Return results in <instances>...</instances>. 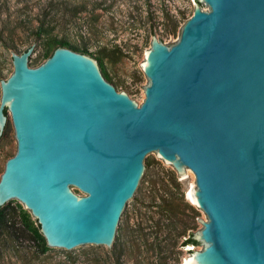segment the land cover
I'll list each match as a JSON object with an SVG mask.
<instances>
[{
  "label": "water",
  "instance_id": "obj_1",
  "mask_svg": "<svg viewBox=\"0 0 264 264\" xmlns=\"http://www.w3.org/2000/svg\"><path fill=\"white\" fill-rule=\"evenodd\" d=\"M193 4L174 42L149 23L141 104L85 53L57 45L31 67L36 37L9 50L0 137L8 110L16 150L0 174V207L17 199L47 246L111 248L154 152L178 178L193 172L186 198L207 219L188 231L202 248L186 249L181 264H264V0Z\"/></svg>",
  "mask_w": 264,
  "mask_h": 264
},
{
  "label": "rangeland",
  "instance_id": "obj_2",
  "mask_svg": "<svg viewBox=\"0 0 264 264\" xmlns=\"http://www.w3.org/2000/svg\"><path fill=\"white\" fill-rule=\"evenodd\" d=\"M199 6L207 10L204 3ZM193 7V0H0V78L7 79L13 71L11 54L31 46L35 37L28 60L31 67L44 62L59 41H66L65 47L86 49L85 54L100 63L106 79L141 104L140 85L146 84V77L138 63L150 48L149 23L157 39L165 44L172 37L170 42H174ZM6 114L0 137V174L16 150L8 110ZM144 164L111 248L86 244L70 250L50 246L43 250L26 230H19L22 210L36 226L34 217L17 199H11L1 206L8 221L0 228V264H181L190 255L186 249L201 250L202 245L179 244L188 231L202 227L197 218L207 220L186 198L190 183L195 187V176L186 168V176L178 178L176 170L154 152L145 156ZM154 197L160 206L147 211L145 206Z\"/></svg>",
  "mask_w": 264,
  "mask_h": 264
},
{
  "label": "trees",
  "instance_id": "obj_3",
  "mask_svg": "<svg viewBox=\"0 0 264 264\" xmlns=\"http://www.w3.org/2000/svg\"><path fill=\"white\" fill-rule=\"evenodd\" d=\"M58 44H60L61 46H65L68 43L66 41H59ZM69 48H71L75 51L86 53V49H78L75 46H70ZM99 66H100V69H101L103 75L105 76V78H107V76L105 75V73L103 72V70L101 68V65H99ZM162 200L163 199L161 198V201ZM150 201L151 202L145 206L148 209L147 211H150V207H152V206H155V207L160 206V203L156 202L155 197L152 198V200H150ZM143 216L148 217L146 212L143 213ZM7 221H8V218L4 214V212L2 211V209L0 207V228H2V226L4 224H6ZM20 222L22 224V228H19V230L23 231V232H24V230H26L32 236V238L37 243V245L39 247H41L43 250H46V248H47L46 241H45V238L43 237V235L39 231V225L37 224V226H34L33 223L31 222L30 218H29V214L24 212L23 210L20 212ZM192 235H193V233H190L189 236L182 242L183 243L182 245H188V244L198 245V242L192 238Z\"/></svg>",
  "mask_w": 264,
  "mask_h": 264
},
{
  "label": "bare ground",
  "instance_id": "obj_4",
  "mask_svg": "<svg viewBox=\"0 0 264 264\" xmlns=\"http://www.w3.org/2000/svg\"><path fill=\"white\" fill-rule=\"evenodd\" d=\"M185 260H186V258H185Z\"/></svg>",
  "mask_w": 264,
  "mask_h": 264
}]
</instances>
